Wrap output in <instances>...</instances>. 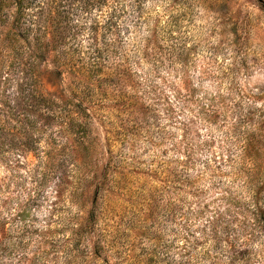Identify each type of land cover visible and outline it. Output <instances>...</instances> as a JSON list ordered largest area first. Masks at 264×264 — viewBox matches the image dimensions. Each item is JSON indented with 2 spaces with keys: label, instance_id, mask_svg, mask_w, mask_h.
I'll list each match as a JSON object with an SVG mask.
<instances>
[{
  "label": "rangeland",
  "instance_id": "1",
  "mask_svg": "<svg viewBox=\"0 0 264 264\" xmlns=\"http://www.w3.org/2000/svg\"><path fill=\"white\" fill-rule=\"evenodd\" d=\"M94 1L0 0V264H227L213 171L264 147V0H123L128 76L103 30L75 72Z\"/></svg>",
  "mask_w": 264,
  "mask_h": 264
},
{
  "label": "trees",
  "instance_id": "2",
  "mask_svg": "<svg viewBox=\"0 0 264 264\" xmlns=\"http://www.w3.org/2000/svg\"><path fill=\"white\" fill-rule=\"evenodd\" d=\"M94 2L97 12L109 9V5L113 3H115V8L110 9L102 18L103 20L99 14L93 19L88 28V36L91 40L88 47L90 51L88 59L91 64L88 67L83 64L77 65L75 72L87 74L89 70L98 72L105 67L109 69L98 43L99 32L103 30L105 41L102 42V45L104 49L114 53L113 56L118 58L111 71L118 76H128L131 74L130 66L127 65L129 59L119 53V49L124 48L123 36L128 33L127 31L122 33V26L119 24L120 19L126 13L123 4H120L123 3V0H95ZM117 52L118 54H116ZM67 67L66 65L64 69ZM255 130L263 132L264 127L261 123H256ZM258 135L254 131L249 132L244 139L245 146L242 147L241 154L230 155L223 161L225 168L221 167L213 171L220 173L213 175L215 186L221 187L220 198L217 207L208 219V231L205 239L212 243L215 249H220L223 252L224 261L227 264H251L254 259L258 260L259 256H263L261 253H264L263 248H260V252L257 254L248 249L257 236L264 240V147L262 148V136L257 137ZM226 168L232 169L235 179H243V184L249 194L247 199H240L241 197L237 193L227 191V188H233L224 183L223 169Z\"/></svg>",
  "mask_w": 264,
  "mask_h": 264
}]
</instances>
